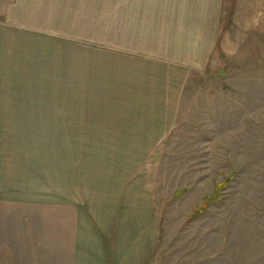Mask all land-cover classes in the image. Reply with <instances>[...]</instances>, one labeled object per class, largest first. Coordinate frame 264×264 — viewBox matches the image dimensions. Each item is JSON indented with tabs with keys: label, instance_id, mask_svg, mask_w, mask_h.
Returning a JSON list of instances; mask_svg holds the SVG:
<instances>
[{
	"label": "rangeland",
	"instance_id": "rangeland-1",
	"mask_svg": "<svg viewBox=\"0 0 264 264\" xmlns=\"http://www.w3.org/2000/svg\"><path fill=\"white\" fill-rule=\"evenodd\" d=\"M218 2L0 0V101L51 107L44 185L126 183L114 215L160 213L156 264H264V0ZM2 179L0 264H48L45 213Z\"/></svg>",
	"mask_w": 264,
	"mask_h": 264
},
{
	"label": "crops",
	"instance_id": "crops-1",
	"mask_svg": "<svg viewBox=\"0 0 264 264\" xmlns=\"http://www.w3.org/2000/svg\"><path fill=\"white\" fill-rule=\"evenodd\" d=\"M220 4L221 0L219 7ZM208 6L211 10L205 15L208 18L205 23L209 28L216 24L214 17L222 13H218L217 5ZM1 66L2 62L0 71ZM50 108V105L25 106L0 101V123H4L0 128V180L3 181V171H7L8 190L15 194L11 199L17 203L22 201L26 206L40 204L45 213L41 217V255L48 257V264H156L160 213L138 219L140 222H131L122 216L123 211H115L114 215V208L122 210L123 205L128 206L126 183L116 185L115 190L100 201L91 192L82 191L78 168L60 170L57 184L51 186L47 180L44 185L49 172L43 168L42 155L34 153L33 144L35 139L36 143L47 139ZM63 124L58 129H67ZM64 134L65 131L62 135L66 139ZM19 139L26 155L21 169L18 168L21 160L11 147L18 144ZM1 145L9 148L6 150ZM4 153L12 158H3ZM127 177L121 180L126 182ZM50 192L54 193L55 200L49 199ZM35 193L47 194L41 195L40 200L33 198Z\"/></svg>",
	"mask_w": 264,
	"mask_h": 264
}]
</instances>
